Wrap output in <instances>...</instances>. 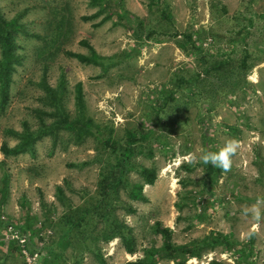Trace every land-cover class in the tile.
Segmentation results:
<instances>
[{"label":"rangeland","instance_id":"1","mask_svg":"<svg viewBox=\"0 0 264 264\" xmlns=\"http://www.w3.org/2000/svg\"><path fill=\"white\" fill-rule=\"evenodd\" d=\"M120 1L117 8L90 0H0L3 17L19 25L0 148L17 143L11 131L21 132L24 122L36 129L38 111L52 110L43 100L44 68L53 88L64 76L62 104L70 118L81 82L94 124L112 128L120 142L128 130L143 134L146 141L135 147L152 152L132 159L156 170L154 184L143 187L147 201L131 200L125 189L111 201L132 251L94 215L76 227L79 214H96L105 152L93 136L75 144L61 131L56 145L44 136L33 151L0 150V220L26 237L37 264H137L146 249L162 245L156 223L171 229L174 245L211 231L237 245L206 247L185 260L161 257L157 264H264V217L243 214L264 197V0H160L159 9L150 0ZM81 41L108 58L104 68L65 55L88 54ZM229 140L239 148L228 171L211 176L193 159ZM129 181L141 182L135 171ZM15 245L0 236V264H24Z\"/></svg>","mask_w":264,"mask_h":264},{"label":"trees","instance_id":"2","mask_svg":"<svg viewBox=\"0 0 264 264\" xmlns=\"http://www.w3.org/2000/svg\"><path fill=\"white\" fill-rule=\"evenodd\" d=\"M150 1L151 6L159 9L160 0ZM90 2L94 4H111L112 2L117 8L121 7L120 0H90ZM104 7L106 6L104 5ZM160 12H162L161 16H165L166 11L164 9H161ZM126 17L127 20H131L128 15ZM99 23H101V20ZM18 30L19 25L17 22L15 20H6L0 12V110L7 101L11 75L15 65L19 62L15 39ZM80 43L89 49L88 54L65 51V55L75 58L81 63L104 68L105 60H108V58L98 55L86 41H81ZM241 65L242 67H246L245 59H242ZM46 76L47 68H44L41 79V87L44 92L43 100L52 110L49 112H37L39 126L36 129H31L24 122L21 132L11 131L18 139L17 143L10 148L6 144H2L0 150L4 155H17L26 151H33L35 142L44 136H50L52 143L56 145L61 131L68 132L75 144L81 143L87 137H95L99 142L101 150L105 152L104 157L101 159L102 165L98 173L97 201L94 206L96 214H87L88 211L79 214L77 216V220H79L77 221L76 227L79 228L80 224L86 220V215H94L105 224H109L112 229L109 237H120L124 241L128 252H131L132 240L128 235V228L124 224L119 225V222H115V218L112 217L113 210L111 201L118 196L120 189L127 190V195L131 200L147 201V198L143 195V187L144 185L154 184L157 178L156 170L142 165H136L132 161L137 153H142L135 147V144L145 142L146 137L143 134L138 135L128 130L125 139L123 142H120L114 137L112 128L94 124L92 119L85 114L81 82L75 84L74 98L77 115L75 118H70L62 104L65 91L64 76L62 75L60 77L59 84L55 88L47 83ZM46 115L52 118L51 122H44V116ZM142 154L146 157L152 156L149 147L145 148ZM205 166L208 172H213L211 176L220 172L219 168L211 164ZM132 171L138 173L141 182L131 183L129 181V174ZM58 192H61L60 188H58ZM1 204L2 198H0V207ZM128 212H134V208H129ZM29 219V217L26 218L27 224ZM0 224L3 225L1 220ZM68 224H72V222H68ZM154 230L161 235L163 240L162 245L159 248L152 247L146 249L144 255L137 260V264H157V260L161 257H168L175 260L182 258L185 260L191 257H199L200 251L206 247L219 245L229 250L237 246L225 234L216 231H211L205 238L196 240L191 244L174 245L171 241L172 232L169 227H164L161 223H156ZM210 264H216V262L211 261Z\"/></svg>","mask_w":264,"mask_h":264},{"label":"clouds","instance_id":"3","mask_svg":"<svg viewBox=\"0 0 264 264\" xmlns=\"http://www.w3.org/2000/svg\"><path fill=\"white\" fill-rule=\"evenodd\" d=\"M239 148V143L235 140L227 141L220 149L216 151L203 150L199 157L193 156V159H198L201 163L228 171L232 164L231 157ZM244 215H251L256 219L264 217V197H259L250 208L243 210Z\"/></svg>","mask_w":264,"mask_h":264},{"label":"built area","instance_id":"4","mask_svg":"<svg viewBox=\"0 0 264 264\" xmlns=\"http://www.w3.org/2000/svg\"><path fill=\"white\" fill-rule=\"evenodd\" d=\"M0 236L16 244L15 246L23 258L24 264H37L38 253L27 248V239L18 230L10 224H3L0 225Z\"/></svg>","mask_w":264,"mask_h":264}]
</instances>
